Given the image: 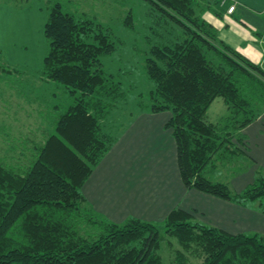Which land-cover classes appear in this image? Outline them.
Returning <instances> with one entry per match:
<instances>
[{"label": "trees", "instance_id": "obj_1", "mask_svg": "<svg viewBox=\"0 0 264 264\" xmlns=\"http://www.w3.org/2000/svg\"><path fill=\"white\" fill-rule=\"evenodd\" d=\"M146 1L183 29L176 40L153 45L145 65L155 83L148 110L172 113L167 126L184 185L241 206L259 201L264 214V172L241 192L204 174L246 155L243 130L264 112L263 67L218 39L197 7L205 10L204 0ZM48 11V50L37 76L71 103L54 105L53 130L28 140L32 147L25 143L21 155L0 157V264H165L157 224L112 222L82 193L119 138L107 121L122 82L102 61L118 38L90 14L64 11L59 0H49ZM218 97L229 113L210 121L207 112ZM193 217L175 208L163 223L182 247L173 264H187L191 255L201 264H264V234H232Z\"/></svg>", "mask_w": 264, "mask_h": 264}, {"label": "rangeland", "instance_id": "obj_2", "mask_svg": "<svg viewBox=\"0 0 264 264\" xmlns=\"http://www.w3.org/2000/svg\"><path fill=\"white\" fill-rule=\"evenodd\" d=\"M23 1L27 3V0H0V47L7 62L0 60L1 158L21 155L25 143L32 147L28 140H39L44 131L51 132L54 126L53 107L65 105L68 98L37 74H26L8 64H18L30 71H38L44 66L48 50L45 24L49 14V0H29L28 5L17 7L16 2ZM59 1L64 4V11L86 12L110 27L118 38L115 51L102 57L104 67L116 74L122 82V95L108 115L107 130L117 136L130 126L125 138L96 166V172L88 180V189L85 182L82 187L85 197L92 200L94 206L112 222L122 224L126 219L134 217L157 224L162 236L161 252L165 264H173L177 251L182 248L179 240L167 233L163 225L175 205L189 206L193 220L217 226L232 234H264V214L259 208V201L251 203L245 210L236 203L196 189L186 193L175 158V140L171 129H166L163 123L171 112L152 113L148 110L151 108L150 93L155 87L146 71L148 52L153 45L170 43L181 37L183 29L165 13L151 9L146 0ZM29 3H32V7L28 8V12H23L21 8L28 7ZM197 7L203 8L204 12L203 5L197 2ZM210 107L209 115L216 121L227 117L229 113L228 105L222 97H218ZM256 143L261 146L258 149L253 147L252 155L263 166L264 141L252 139V145ZM235 160L240 161L239 158H232L225 162L227 165H221L225 168L222 169L224 177L216 178L210 168L204 174L211 180L226 182L233 192L241 191L256 178L257 173L255 175V169H250L235 176V179L227 178L235 167L246 165L244 160L237 164ZM110 180L117 182L118 187H106L105 181ZM159 186L161 190L157 189ZM135 191L145 193L150 198L142 201L138 197L137 204L128 201L129 204L121 205ZM101 197L109 203L100 205V201L105 202ZM129 209L131 213L127 214ZM192 250L187 255L192 254ZM201 260L197 255H191L190 263L187 264H201Z\"/></svg>", "mask_w": 264, "mask_h": 264}, {"label": "crops", "instance_id": "obj_3", "mask_svg": "<svg viewBox=\"0 0 264 264\" xmlns=\"http://www.w3.org/2000/svg\"><path fill=\"white\" fill-rule=\"evenodd\" d=\"M28 1L29 0H27V3H28ZM204 1L206 2L207 8L202 13L203 18L208 23L213 25L214 29L217 32L218 39L220 41H223L225 44L229 45L230 47L234 48L236 51H238L239 53H241L242 55H244L245 57L250 59L252 62L261 65L264 69V0H204ZM16 3L18 4L17 7H23L24 5H28L27 3L24 4V1L23 2H16ZM47 3H48V1H47ZM232 5H235L236 8H235L234 12L229 13L228 9ZM30 6L32 7V3H29L28 7L21 8V9L23 10V12H28V8H30ZM0 49L2 51L3 60L5 61L6 58L4 55V51L1 47H0ZM8 64L13 66V67H16L17 69H20L21 71H23L26 74H33L34 75V74L39 73L42 69V68H40L38 71H30V69H27L26 67H23V66H22L23 67L22 68L18 64H12V63H8ZM29 72H31V73H29ZM47 84L52 86L54 89H57V86L55 84H53V83H47ZM70 103H71V99L66 98L65 105L62 104L63 105L62 108L68 107V105ZM208 110L210 111V109H208ZM207 114L209 116L210 121H216V119L212 118L213 116L209 115V112ZM171 117H172V113L168 114V116L165 117V121L163 120V123H164V127L166 129H171L170 132L174 138L173 129L171 127L167 126V123L169 122ZM214 117H215V115H214ZM210 118L213 120H211ZM260 127H261V129H260ZM129 128H130V126H127L124 130L125 132L123 131V133H121L119 135V138H118L117 142L115 143V145H117L123 138H125V136L127 135L126 134L127 130ZM243 134L245 135V140H244V143L241 144L240 146L246 151V155L243 156V158H240V161L235 160L234 163H236V164L238 162L242 163V161L244 160V161H246V165L242 166V167L241 166L235 167V169L232 170L231 174L226 176L227 178L231 177L233 179L235 176H237V175L239 176V174L248 172L250 169H255V171H256L255 175L257 173V176L259 175V172H264V167H263L264 165L263 166L259 165L260 162L255 157H253V155H252L253 154L252 148L254 147V149H258L261 146L259 143L252 145V139H254V140L255 139H261L264 141V112L253 123L248 125L243 130ZM174 140H175V138H174ZM235 142H236V140H235ZM127 145L129 146L130 144L128 143ZM175 145H176V141H175ZM175 158L177 160V167H178L179 174H180V169L178 166V158H177V146H176ZM221 165L225 166V165H227V163L225 164V163L219 162L216 167L210 169V171L216 175V178L224 177L225 172L222 169H225V168ZM101 168H103V166ZM206 170H208V169H206ZM95 172L93 171V173L90 175L88 180L93 176V174ZM257 176H256V178H257ZM106 178L107 177L105 176V179ZM180 179H181V183L183 184L184 189L186 190L187 194H188V192L193 190V188H187L184 185L181 174H180ZM88 180L86 181L87 182V189H88V186L90 184L88 182ZM219 182H223V181H219ZM251 183H249V184H251ZM117 184L118 183L115 182L114 180H110L108 182L105 181V185L108 188H114V187L117 188L118 187ZM249 184H247L244 188H246ZM157 189H160V186L157 187ZM241 191H238V192H241ZM89 192L92 194L91 190H89ZM157 193H160V192H157ZM157 193H156V197L158 195ZM131 195H132V197H131ZM84 197H85V195H84ZM107 197L111 198L112 196H107ZM138 197H140L142 199V201L150 198L149 196L145 195V193L139 194L138 191H135L132 194H129L128 197L125 198V202L122 201L121 205H127L129 203L133 204V205L137 204L138 201H136V200ZM101 198L105 202L100 201L99 202V203H101L100 205L109 203V201L106 200L105 198H103V197H101ZM94 199H96V198H94ZM157 199H159V198H157ZM86 200L88 201V203L92 206V208L94 210H96L98 213H100L104 217H106V215L104 213H102L100 210H98L94 206V202L92 200H89L88 198H86ZM128 201H129V203H127ZM147 201L151 202V200H147ZM157 201H159V200H156L155 202H157ZM99 203H97L98 207H100ZM133 205H132V207H133ZM239 206H241V205H239ZM241 207H244L245 210H247V208L250 207V204L247 206H241ZM173 208L174 209L180 208V209H183L189 213H191L190 211L192 210L191 208H189V206H176L175 205ZM259 208L262 212L260 204H259ZM189 209H191V210L189 211ZM128 213H131L130 209L127 212V214ZM131 218H134V217H131ZM126 221H127V219H126ZM145 221H147V220H145ZM149 222H151V221H149Z\"/></svg>", "mask_w": 264, "mask_h": 264}, {"label": "built area", "instance_id": "obj_4", "mask_svg": "<svg viewBox=\"0 0 264 264\" xmlns=\"http://www.w3.org/2000/svg\"><path fill=\"white\" fill-rule=\"evenodd\" d=\"M235 8H236L235 5L230 6L229 9H228L229 13L234 12Z\"/></svg>", "mask_w": 264, "mask_h": 264}]
</instances>
